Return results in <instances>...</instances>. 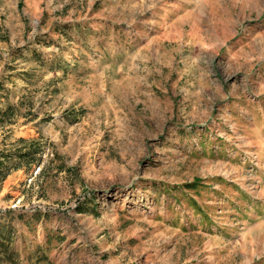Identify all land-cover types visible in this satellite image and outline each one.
Returning a JSON list of instances; mask_svg holds the SVG:
<instances>
[{"label": "rangeland", "instance_id": "374dc122", "mask_svg": "<svg viewBox=\"0 0 264 264\" xmlns=\"http://www.w3.org/2000/svg\"><path fill=\"white\" fill-rule=\"evenodd\" d=\"M10 105L20 264H264V0H0Z\"/></svg>", "mask_w": 264, "mask_h": 264}, {"label": "trees", "instance_id": "16d2710c", "mask_svg": "<svg viewBox=\"0 0 264 264\" xmlns=\"http://www.w3.org/2000/svg\"><path fill=\"white\" fill-rule=\"evenodd\" d=\"M16 109V106L10 105L5 110H0V115L13 117ZM1 121L4 122L2 119ZM10 121V124L15 122ZM6 141L5 139L4 145H12L14 148L0 150V180L6 179L13 170L33 167L42 162V148L38 138L20 136L10 142ZM14 232V227L9 222L0 219V264H20L17 260L18 248L13 244Z\"/></svg>", "mask_w": 264, "mask_h": 264}]
</instances>
